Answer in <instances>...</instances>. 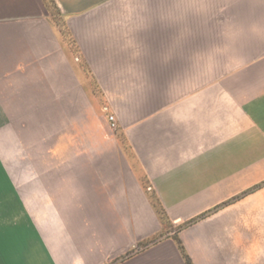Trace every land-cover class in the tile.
<instances>
[{
  "label": "crops",
  "instance_id": "crops-1",
  "mask_svg": "<svg viewBox=\"0 0 264 264\" xmlns=\"http://www.w3.org/2000/svg\"><path fill=\"white\" fill-rule=\"evenodd\" d=\"M2 122L0 264H264V0H0Z\"/></svg>",
  "mask_w": 264,
  "mask_h": 264
},
{
  "label": "rangeland",
  "instance_id": "rangeland-1",
  "mask_svg": "<svg viewBox=\"0 0 264 264\" xmlns=\"http://www.w3.org/2000/svg\"><path fill=\"white\" fill-rule=\"evenodd\" d=\"M109 116L110 115H108L107 118ZM5 132L11 133V125L9 126L7 122H5V124L4 122H2L0 124V146H2V149L6 151L5 156L8 155L3 160H5L4 162H6L7 166L11 167L12 180L14 181L16 186V189L13 191L14 196L16 197V203L14 206H11V222H15L18 225L20 223H24L23 216L25 209V201H29L31 198L44 197L43 192L46 193L47 191H45L44 189H40V187L42 185L44 186V183H50L54 181L49 179L51 178V176L54 177L55 175L36 172L38 165H40L41 163L43 164V162L44 164L48 162V164L50 165V161L53 160L54 162V158L45 156L39 157L36 152L39 153V151L44 149V153L46 152V154L51 155L50 151L54 150L55 141L50 140L51 138H54V135H50L49 133L46 136L47 140L27 144L24 141V137L20 133L17 135L18 140L12 143L11 135L8 136ZM47 193V197H50L51 192ZM13 215L15 216L13 217ZM38 224L39 222H36L35 226L37 227ZM80 246H84V241L80 243ZM135 255L136 250L129 251L126 255H123L120 258L113 259L111 261V264H120L123 262H128L132 260Z\"/></svg>",
  "mask_w": 264,
  "mask_h": 264
},
{
  "label": "built area",
  "instance_id": "built-area-1",
  "mask_svg": "<svg viewBox=\"0 0 264 264\" xmlns=\"http://www.w3.org/2000/svg\"><path fill=\"white\" fill-rule=\"evenodd\" d=\"M108 120H109V122H110V125H111V127H115V119H114V117L112 116V115H110L109 117H108Z\"/></svg>",
  "mask_w": 264,
  "mask_h": 264
}]
</instances>
